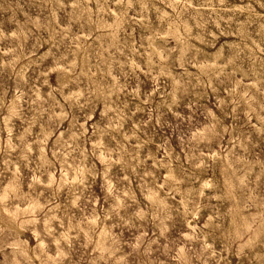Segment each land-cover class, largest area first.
<instances>
[{"label":"rangeland","instance_id":"obj_1","mask_svg":"<svg viewBox=\"0 0 264 264\" xmlns=\"http://www.w3.org/2000/svg\"><path fill=\"white\" fill-rule=\"evenodd\" d=\"M0 264H264V0H0Z\"/></svg>","mask_w":264,"mask_h":264}]
</instances>
